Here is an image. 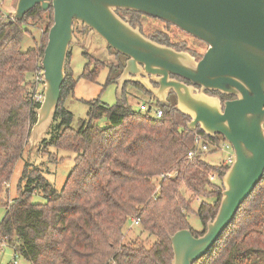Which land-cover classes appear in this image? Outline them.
<instances>
[{"label": "trees", "instance_id": "trees-1", "mask_svg": "<svg viewBox=\"0 0 264 264\" xmlns=\"http://www.w3.org/2000/svg\"><path fill=\"white\" fill-rule=\"evenodd\" d=\"M36 19L44 23V36L22 51L25 26ZM6 20L0 19V197L29 146L37 121L35 109L40 103L32 98L31 78L41 65L54 10L51 6L43 11L37 5L22 20ZM156 41L168 45L162 38ZM95 68L103 67L96 64ZM121 69L112 67L107 82H115ZM132 84L158 102L142 85ZM75 85L68 73L45 146L77 154L75 165L57 190L43 170L26 163L21 178L25 185L5 205L0 244L6 239L30 264H171L170 237L183 229H191L197 237L206 231L223 191L210 176L216 174L222 180L229 166L206 161V155L218 149L187 157L195 134H206L200 128L189 131L191 118L175 108L176 97L168 106L157 103L161 118L133 109L126 97L114 106L95 100L90 102L86 122L73 129L74 116L63 101ZM103 118L104 125L95 123ZM206 138L215 145L225 141L221 135ZM37 193L44 203L32 201ZM195 199L201 200L202 232L193 230L188 221ZM133 219L140 220L142 231L157 238L150 246L124 243L126 227ZM194 264H264V175L212 249Z\"/></svg>", "mask_w": 264, "mask_h": 264}, {"label": "water", "instance_id": "water-1", "mask_svg": "<svg viewBox=\"0 0 264 264\" xmlns=\"http://www.w3.org/2000/svg\"><path fill=\"white\" fill-rule=\"evenodd\" d=\"M37 5L43 11L53 7L54 23L41 60L44 98L35 109L30 151L54 123L70 45L75 41V22L127 57L116 80L118 95L127 82L139 83L168 106L166 99L172 92L175 108L191 118L189 131L200 128L208 137L221 135L231 145L234 160L222 178L221 203L206 231L197 237L191 229H183L170 237L171 264L199 261L264 175V0H18L13 18L6 22L22 20ZM118 9L174 25L208 48L197 61L187 52L145 37L116 13ZM207 91L234 98L223 101Z\"/></svg>", "mask_w": 264, "mask_h": 264}, {"label": "rangeland", "instance_id": "rangeland-1", "mask_svg": "<svg viewBox=\"0 0 264 264\" xmlns=\"http://www.w3.org/2000/svg\"><path fill=\"white\" fill-rule=\"evenodd\" d=\"M17 1L18 0H6L2 10H14ZM116 13L132 27L139 29V31L147 38L154 35L156 30L164 32V34L170 38V44L172 46L169 47L174 49L176 48L173 46L174 43L172 41L186 38V34L174 25H166L160 20L144 16L140 17V15H134V25L132 21H130L128 17L123 16L121 12L116 11ZM28 22L29 23L25 26L26 32L21 44L22 51H27L33 48L36 42H39L44 36V23H42L41 20L36 19L35 21L32 20V22ZM74 38L75 41L70 45L65 71L66 78L68 73H72L76 85L73 92L67 94L63 101V106L74 116L71 124L73 129L79 130V128L86 122L90 102L95 100H99L101 103L108 106H114L118 103V100L120 99L119 96H121V98L126 97L127 103L135 110H140L143 104L148 106L154 105V109L157 108L154 99L145 94L143 90L133 85L132 82H127L124 85L120 95H118V83L116 81L110 83L107 82L111 74L110 67H122L120 75L122 74L127 61L122 54H119L117 51L110 48L107 43L90 28L80 25L77 22L74 24ZM204 44L196 47L197 54H199L198 58L194 56L192 52L186 51L185 49L178 51L187 52L198 61L203 57L208 48L207 44ZM102 49H107L108 54L105 55ZM96 64L103 68L96 71ZM85 72L90 74L91 78L86 76L84 74ZM30 76L31 75L27 76L26 82ZM153 86L156 88L158 87V84L155 83ZM28 87L29 86H27V90H29ZM144 90L146 89L144 88ZM206 93L208 95L220 96L222 98V95L218 92L207 91ZM173 100V97L169 98V96L166 99L169 104ZM95 123L98 125H104L106 121L103 118ZM50 128L51 127H49L48 131L39 138V141L34 145L32 151H30V145L26 148L23 158L16 164L11 179L0 197V223L6 214L5 205L12 202L18 196L19 186L25 185V181L21 182V178L27 162L43 170L44 176L57 190H60L63 187L70 171L74 167L77 154L70 151L60 150L55 147L45 148L46 142L50 140ZM231 150L223 148L221 151L218 150L217 152H213L212 155L207 154L206 161L213 164H220L223 162L225 155ZM214 182L224 189L222 180H219L218 177L215 178ZM155 183L157 184L158 190L160 187L159 180L155 179ZM182 192L188 200H192L193 197L186 191L185 186H182ZM32 201L34 203H44L46 200L41 194L37 193L32 197ZM200 204V199L193 200V210L188 214V221L191 228L197 232H202L204 230L203 223L198 214ZM125 235L124 243L126 244L133 242L136 245L143 244L145 246H150L157 240L155 236L150 235L146 231H142L139 226L132 225V222L127 225ZM14 256L15 254L12 246L7 243L3 244L0 249L1 264H13L14 262L12 259ZM17 264L30 263L24 257L17 255Z\"/></svg>", "mask_w": 264, "mask_h": 264}, {"label": "built area", "instance_id": "built-area-1", "mask_svg": "<svg viewBox=\"0 0 264 264\" xmlns=\"http://www.w3.org/2000/svg\"><path fill=\"white\" fill-rule=\"evenodd\" d=\"M5 1L6 0H0V19H12L13 18V16H12L13 10L12 9L9 11H3L2 10V8L4 7ZM31 83L33 85L32 89H31V90H33L32 98L35 102L41 103L43 101V98H44V89H43L44 75H43V68L41 65L36 70V72L33 74L32 78H31ZM151 106H152V109H151V112H149V113L151 115H153L155 118H161L163 115V111L160 108L154 109V105L148 106L146 104H143L141 106L140 110L142 112H148L149 107H151ZM206 136H204L201 133L195 134L194 148L191 149L187 155V157L189 159L194 158L198 154L203 155V154L208 153L214 149H218L219 151L223 150V148H228L230 150L232 149L231 145L227 141H224L220 145H215V144H212L206 138ZM233 160H234V153H233V149H232L230 152H228L225 155L222 164L230 166L232 164ZM169 176H171V175L169 174ZM216 177H217L216 174H213L210 176V179L212 181H214ZM139 224H140L139 219H133L132 220V225L138 226ZM5 243H7L6 239L3 240V242L0 244V249L2 248V245ZM12 248H13L14 254H15V256L12 259L14 262L13 264H17V255H20V254H19V252L16 251V249L14 247H12ZM0 264H1V262H0Z\"/></svg>", "mask_w": 264, "mask_h": 264}, {"label": "flooded vegetation", "instance_id": "flooded-vegetation-1", "mask_svg": "<svg viewBox=\"0 0 264 264\" xmlns=\"http://www.w3.org/2000/svg\"><path fill=\"white\" fill-rule=\"evenodd\" d=\"M118 12H121V14H123V16H125V17H128L129 19H130V21H132V23L135 25V18H134V12L133 11H129V10H122V9H118L117 10ZM148 17V18H152V19H155V20H159V19H157V18H153V17H150V16H147V15H145V14H142V15H140V17ZM160 21H162V20H160ZM163 23H165L166 25L167 24H169V23H167V22H164V21H162ZM170 26H171V24H170ZM173 26V25H172ZM181 30V29H180ZM182 31V30H181ZM184 32V31H183ZM184 34H186V38H182L181 40H179V39H176V40H174V41H172L174 44H173V46L177 49V50H183V49H185L186 51H189V52H192V54L194 55V56H196L197 58L199 57V54H197L198 52H197V50H196V47L197 46H200L201 44H204L202 41H200V40H198L197 38H195V37H193V36H191L190 34H188V33H186V32H184ZM149 38H151L152 40H154V41H156L157 40V38H162L163 40H166L167 42H168V45L167 44H165V45H167V46H172L171 44H170V38L166 35V34H164V32H162V31H160V30H156L155 31V34L154 35H152L151 37H149ZM190 39V40H189ZM157 42V41H156ZM205 45V44H204ZM177 46V47H176ZM103 47H105V46H103ZM120 54V53H119ZM125 57V56H124ZM126 59H127V57H125ZM117 67H119V66H117ZM110 68H112V67H110ZM178 79H180V80H182V78H179V77H177ZM137 84H139V83H137ZM152 84H154L155 85V83H153L152 82ZM171 97H175V95L171 92L170 93V95H169V98H171ZM222 98H223V100H227V99H233V98H224L223 97V95H222ZM158 102H156V104H157Z\"/></svg>", "mask_w": 264, "mask_h": 264}]
</instances>
